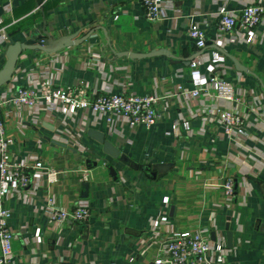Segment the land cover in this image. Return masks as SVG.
<instances>
[{"label": "crops", "instance_id": "1", "mask_svg": "<svg viewBox=\"0 0 264 264\" xmlns=\"http://www.w3.org/2000/svg\"><path fill=\"white\" fill-rule=\"evenodd\" d=\"M252 1L161 0L162 16L148 20L141 0H0V28L7 22L5 34L15 41L44 31L53 38L90 33L81 43L53 54L22 51L11 79L1 88L34 82L56 89L82 85L92 98L111 84L113 91L123 85L140 95L161 94L176 83L191 88L221 65V75L246 97L255 95L261 110L258 115L247 109L245 123L228 137L218 123L192 116L193 108L180 99L160 102L156 125L133 131L119 120L95 123L90 113H71L65 105L38 116L25 108L4 109L9 158L31 153L59 172L53 184L39 177L35 189L30 185L1 199L10 213L12 264H153L159 241L169 231L202 229L224 239L221 264H264V15L254 39L243 33L244 38L232 40L235 30L221 36L217 32V13L239 10ZM7 2L12 8L8 15L1 8ZM192 23L204 32L202 49L188 35ZM213 45L246 71L235 68ZM159 50L178 59L197 53L191 61L199 64L192 70L163 54H121ZM3 61L1 47L0 67ZM87 126L104 132L136 164L166 163L168 169L152 173L108 157L86 135ZM105 161L113 165L116 179ZM228 174L234 180L229 203L219 186ZM48 199L62 209L86 204L91 216L85 222L69 219L52 230L45 215ZM226 223L232 231L230 248Z\"/></svg>", "mask_w": 264, "mask_h": 264}, {"label": "built area", "instance_id": "2", "mask_svg": "<svg viewBox=\"0 0 264 264\" xmlns=\"http://www.w3.org/2000/svg\"><path fill=\"white\" fill-rule=\"evenodd\" d=\"M141 4L148 20L160 19L163 13L161 0H141ZM1 8L6 15L12 11L8 2ZM263 15L264 0L245 3L239 10H221L217 13L218 36L235 30L237 34L232 40L244 38L243 33H249V39H254V29L263 21ZM3 22L0 17V25ZM188 35L197 48L205 47V35L197 23L189 26ZM5 41V29L1 27L0 48ZM198 64L199 61L196 60L189 63L192 70L196 69ZM220 66L218 65L216 72L214 71L208 78L195 81L191 88L176 83L161 94L153 92L140 95L126 91L123 85L119 91H113L111 84L92 98L86 95L85 87L82 85L56 89L48 82L39 84L34 82L25 86L0 88V264L13 262V234L8 226L10 213L2 206L1 199L18 193L20 189L26 190L30 185L35 189L39 177H43L48 184H53L57 181L59 173L56 168L45 165L37 156H31V153L20 159L9 158V140L3 119L4 109L25 108L38 116L41 112L52 113L60 105H65L67 111L71 113L76 110L85 114L90 113L95 123L104 119L111 125L115 120H119L133 131L138 126L149 129L156 125L159 119L156 106L160 102L180 99L193 108L192 116L218 123L223 134L232 137L247 120L249 115L247 109L258 115H261V110L257 97L251 93L246 97L244 91H236L234 84L221 75L223 71ZM42 70L49 72L47 67H42ZM86 176L87 174L83 173L82 178L85 179ZM219 186L225 201L232 202L234 198L232 176L229 174L223 176ZM48 203L45 215L52 230L69 219L85 222L91 216L90 208L86 204L62 209L54 206L51 199H48ZM209 235L208 229L193 232L169 231L159 241L158 256L153 259V264H221L226 254L224 239L216 234L213 242Z\"/></svg>", "mask_w": 264, "mask_h": 264}, {"label": "water", "instance_id": "3", "mask_svg": "<svg viewBox=\"0 0 264 264\" xmlns=\"http://www.w3.org/2000/svg\"><path fill=\"white\" fill-rule=\"evenodd\" d=\"M89 32L81 37H76L77 33H72L68 35H64L61 37L53 38L51 35L44 31L43 34L39 32H35L30 35L24 41H15L12 39L10 35H6V41L3 45V55L4 61L0 67V88L6 84L13 74L17 59L22 51L25 50H39L45 54H53L63 48L70 47L72 45H76L84 41L88 36ZM215 49L227 55V57L234 63L235 68L241 71H246V68L243 67L236 59L228 55L223 49L218 46L213 45ZM122 55H127L131 58H142L148 57L152 55L163 54L168 56L174 63L182 62L183 64H189L190 61L197 55H192L183 59L176 58L173 54L169 53L166 50H159V51H151L148 53H127L123 52ZM86 135L92 139H94L97 143L101 145V151L103 154L107 155L112 159L118 160L120 163L127 165L133 169H137L138 167L150 171H166L169 167L166 163H157L155 165H138L135 162L131 161L125 154L121 153L120 150L111 142L109 141L105 133L99 131L97 129H93L90 127L85 128ZM105 167L108 170L109 175L113 178H117V172L114 169L113 165L110 162H104ZM84 187L87 186V183H83ZM214 233H210L211 239L214 240ZM225 240L227 247H231V240H232V231L228 228V224L225 225ZM61 264H72L68 262H63Z\"/></svg>", "mask_w": 264, "mask_h": 264}, {"label": "trees", "instance_id": "4", "mask_svg": "<svg viewBox=\"0 0 264 264\" xmlns=\"http://www.w3.org/2000/svg\"><path fill=\"white\" fill-rule=\"evenodd\" d=\"M4 25H5L4 29H6V27L8 26V25H7V22H5V24H4Z\"/></svg>", "mask_w": 264, "mask_h": 264}]
</instances>
